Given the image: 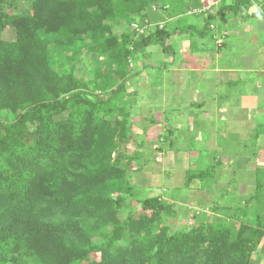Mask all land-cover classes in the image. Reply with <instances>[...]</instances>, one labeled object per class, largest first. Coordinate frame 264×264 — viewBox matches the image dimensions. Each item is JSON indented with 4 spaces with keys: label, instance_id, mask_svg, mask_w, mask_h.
Returning <instances> with one entry per match:
<instances>
[{
    "label": "trees",
    "instance_id": "16d2710c",
    "mask_svg": "<svg viewBox=\"0 0 264 264\" xmlns=\"http://www.w3.org/2000/svg\"><path fill=\"white\" fill-rule=\"evenodd\" d=\"M154 2L0 0V264H252L258 217L173 232L174 207L159 196L129 208L139 154L118 151L131 130L132 58L151 45L169 51L166 29L134 30ZM121 23L133 31L115 32ZM86 57L90 70L79 67Z\"/></svg>",
    "mask_w": 264,
    "mask_h": 264
},
{
    "label": "crops",
    "instance_id": "0c3cea01",
    "mask_svg": "<svg viewBox=\"0 0 264 264\" xmlns=\"http://www.w3.org/2000/svg\"><path fill=\"white\" fill-rule=\"evenodd\" d=\"M247 1L229 10L236 0H156L141 16L164 26L169 51L134 54L126 108L143 147L162 145L153 177L161 199L254 224L264 223V0ZM251 263L264 264V239Z\"/></svg>",
    "mask_w": 264,
    "mask_h": 264
},
{
    "label": "rangeland",
    "instance_id": "374dc122",
    "mask_svg": "<svg viewBox=\"0 0 264 264\" xmlns=\"http://www.w3.org/2000/svg\"><path fill=\"white\" fill-rule=\"evenodd\" d=\"M134 24H139L140 27H144L145 20L141 19L140 21L139 17L135 18ZM130 29L131 30L128 29V25H125L123 23H121L119 26L115 25L114 27V31L120 34L124 32L133 31L132 28ZM5 38L8 41H13L15 39V31L13 29H9L7 33L5 34ZM156 46H158L161 51L163 50V48L160 45H156ZM83 65L87 67L89 70L93 68L92 64L89 61V58L87 57L83 60L82 65L79 64V67L83 68ZM89 74H90L89 71L88 72L85 71V73L83 74L86 80L90 79ZM116 80L118 79L116 78ZM96 95H98L102 99L107 97V94H104L103 92H98V91H96ZM149 100H151V98H149ZM126 102H127V97L125 98L124 105L125 107H128ZM143 122L146 126L147 121L141 120L142 124ZM130 124H131V120H130ZM148 124L149 125H147V128L150 127V123ZM134 127L133 125L131 126L128 139L120 143L118 152L121 154L131 155L136 150H138V152L140 151L138 153L139 154V161L137 162L138 165L135 167V171H132L131 173H129V177L136 178L135 180L136 182L138 180L140 191L138 189H135L134 195L128 198L129 208L138 209L139 207V204H137L138 199H145L149 197L162 196V195L165 196L166 194L165 192H163V188H160L158 187V185L155 184L156 181L154 180L155 178H153L155 174L158 175V173H161V171L163 170V167H162L163 164L159 163L157 159L158 158L157 150H159L162 145H159V143L155 142V139H154L153 140L154 143H147L146 145L147 147L145 146L143 147L142 143H140V141L137 139V135H140L141 133H143L142 129L134 128ZM153 186H155V188ZM180 197H181V194H180ZM177 200L180 205L172 204L174 207V214L172 215V217L168 219L169 224L172 226L173 232L186 231L188 229L193 228L198 223L207 222V220L209 219V215H207L208 218L205 217L206 215H202V214L200 216L198 215V217L195 216V213H192L190 209L184 207L182 203L183 201L181 198L180 200L179 199ZM164 201H166L169 204L171 202V200L169 201L168 199L167 200L164 199Z\"/></svg>",
    "mask_w": 264,
    "mask_h": 264
},
{
    "label": "built area",
    "instance_id": "2783aa9c",
    "mask_svg": "<svg viewBox=\"0 0 264 264\" xmlns=\"http://www.w3.org/2000/svg\"><path fill=\"white\" fill-rule=\"evenodd\" d=\"M198 13H200V12H198ZM163 28H164V26L151 24L147 20H145V26L144 27H140L139 24H134V30L136 32L137 37L144 36L148 33L153 32L156 29H163Z\"/></svg>",
    "mask_w": 264,
    "mask_h": 264
}]
</instances>
